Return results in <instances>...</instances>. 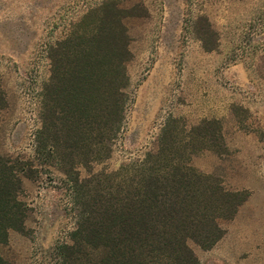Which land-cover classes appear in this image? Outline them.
I'll return each mask as SVG.
<instances>
[{
    "label": "rangeland",
    "instance_id": "rangeland-1",
    "mask_svg": "<svg viewBox=\"0 0 264 264\" xmlns=\"http://www.w3.org/2000/svg\"><path fill=\"white\" fill-rule=\"evenodd\" d=\"M105 1L132 15L123 19L131 52L123 126L70 178L44 166L22 178L25 224L9 232L0 254L10 264H62L58 247L69 241L76 214L69 179L142 159L171 117L187 130L219 120L226 153L203 151L190 164L248 194L235 216L220 222L224 234L210 249L189 242L199 264H264V0H0V155L33 158L38 96L50 75L47 48ZM199 18L210 25L212 50L199 40L198 28L206 27Z\"/></svg>",
    "mask_w": 264,
    "mask_h": 264
},
{
    "label": "trees",
    "instance_id": "trees-1",
    "mask_svg": "<svg viewBox=\"0 0 264 264\" xmlns=\"http://www.w3.org/2000/svg\"><path fill=\"white\" fill-rule=\"evenodd\" d=\"M130 16L105 1L47 48L50 75L38 96L34 156L0 155V247L25 224L23 177L44 166L68 179L96 146L107 147L119 134L129 102L130 38L123 19ZM199 21L206 24L198 28L199 40L212 50L210 25ZM5 103L0 87V111ZM203 151L226 153L219 120L187 130L170 117L142 159L113 173L69 179L76 214L69 241L58 247L62 264H199L189 242L210 249L224 234L220 222L232 219L248 197L190 164ZM0 264L10 263L0 254Z\"/></svg>",
    "mask_w": 264,
    "mask_h": 264
}]
</instances>
